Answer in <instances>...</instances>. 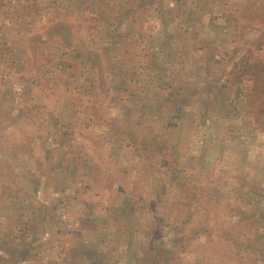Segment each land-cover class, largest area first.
I'll return each mask as SVG.
<instances>
[{"label":"rangeland","instance_id":"374dc122","mask_svg":"<svg viewBox=\"0 0 264 264\" xmlns=\"http://www.w3.org/2000/svg\"><path fill=\"white\" fill-rule=\"evenodd\" d=\"M0 264H264V0H0Z\"/></svg>","mask_w":264,"mask_h":264}]
</instances>
